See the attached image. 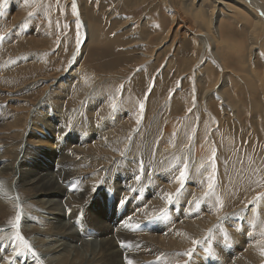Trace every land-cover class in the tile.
Segmentation results:
<instances>
[{"label":"rangeland","instance_id":"374dc122","mask_svg":"<svg viewBox=\"0 0 264 264\" xmlns=\"http://www.w3.org/2000/svg\"><path fill=\"white\" fill-rule=\"evenodd\" d=\"M229 1L232 0L223 1L219 7L217 3L211 5L210 0H3L0 109L6 119L2 117L0 122V150L5 152L2 163L12 171L21 165L26 151L33 157L38 150L41 155H62L70 149V134L89 137L93 140L89 145L98 142L94 145H102L99 149L103 150L93 159L86 158L90 168L82 175L100 170L94 173L98 178L92 181V191L103 182L110 184L116 175L132 176L134 185L130 190L134 198L123 206V223L138 219L140 207L149 206L153 213L144 224L148 221V229L152 222L153 227L148 232L137 227L133 235L145 233L141 237L149 234L148 237L168 241V248H158L154 256L150 251L145 253V264H264V236H259V253L254 258L244 255L246 246L241 249L230 236L246 234L234 231L231 224L242 219L240 210L249 212L257 197L264 201V0ZM85 34L89 37L86 42L91 41L81 49ZM100 40L107 42L100 44ZM71 61L75 63L69 67ZM76 68L81 70L69 90L68 79L65 83L60 78ZM116 136H120L118 144L109 147L108 141L112 143ZM199 151L200 158L195 156ZM185 163L187 183L177 197L179 184L174 177ZM213 172L214 189L205 196L209 191L207 177ZM9 174L12 177L13 171ZM10 176L4 177L12 181ZM136 176H140L139 181ZM107 188L111 189L103 187L98 193L101 201L104 194L110 193V198L118 202L113 188ZM170 193L173 205L167 202L166 194ZM13 196V205L19 204L24 210L21 213L25 225L22 229L13 227L17 208H3L0 230L19 232L37 252L33 256L21 244L19 252L25 264H47L30 241L37 234L31 229L42 225L28 217L30 213L45 212L35 207L32 197L23 199L21 191L15 190ZM141 198L146 203L139 206ZM115 200L106 203L107 210L85 204V213L76 221L79 225L82 218L87 225L101 221L114 228L108 217L116 207ZM136 203L139 205L134 214L127 205ZM262 213L253 211L251 222L254 220L258 228L262 225L259 231L264 235ZM64 217L70 219L67 213ZM77 222L71 219L69 225L83 234ZM179 230L189 238L185 234L178 236ZM173 236L181 241H175ZM86 237V243L96 242L95 237ZM6 238L0 237V245H8ZM192 239L199 243L193 244ZM189 251L190 257L184 255ZM85 253L89 256L90 250ZM7 260L8 264H21L15 257ZM0 264L7 262L0 260Z\"/></svg>","mask_w":264,"mask_h":264},{"label":"bare ground","instance_id":"6f19581e","mask_svg":"<svg viewBox=\"0 0 264 264\" xmlns=\"http://www.w3.org/2000/svg\"><path fill=\"white\" fill-rule=\"evenodd\" d=\"M210 1L212 2L211 5H213V3H217V5L219 4V7H221V5L223 4V1H226V0H215V1L210 0ZM235 1H238V0H232V1H229V2L234 4ZM200 3H201V0H200ZM236 4H238V3H236ZM201 5L202 4H200L199 6H201ZM239 6H243V5L239 4ZM216 10H217V8H216ZM218 10H220V8ZM88 38H89L88 35L85 34V40H83V42L80 45L81 49L82 48L84 49V47L90 43L91 40H88L86 42V40ZM5 42H8V41L6 40ZM92 42H93V40H92ZM106 42H107V40H100V44H104ZM71 58H72V56H71ZM73 63H75V62L71 61L69 63V67H71V65ZM72 69L70 71H68V74H66V75H64V76H62L60 78L65 83H66V80L68 79V81H67V84L69 85L68 89L71 87V83L75 81L74 77L79 76V73H80V71L78 72V69H80V68H76V71H74L73 73H72V71H73ZM1 79H2V77L0 78V80ZM64 82L61 83V85H63ZM2 87L5 89L6 86H2ZM59 87H60L59 90L63 91L62 86H59ZM69 90H67V91H69ZM5 92H7V91H5ZM58 95H60V94H58ZM75 95H76V93H75ZM70 96H72V94ZM213 96H215V95H213ZM217 96H219V98H220V95H218V93H217ZM210 98H211V96H210ZM9 101H10V99H9ZM18 104H19V102L17 103V105ZM223 111L226 112L227 109H226V111L225 110H223ZM3 113H4V111L2 109H0V122L3 121L2 117H5V116H3L4 115ZM226 113H228V112H226ZM5 119H6V117H5ZM128 121H130V120H128ZM46 123H48V122H46ZM33 125L35 126V128L39 129V127L36 126V122ZM60 126H62V124ZM44 129H45V126H44ZM40 130L42 131L41 128H40ZM31 132L33 133V131H31ZM17 135H19V134H17ZM33 137H35L34 133H33ZM35 138H37V137H35ZM118 138H120V136L112 137V140H111L112 143L110 141H108V145L110 144V145H113V146L115 145L116 146L118 144V142H119ZM46 140H47V142H50V141H48L47 138H46ZM92 141L93 140L90 139L89 137H83V136H77V135L74 136L73 134H70L69 135V143H70L69 147H70V149H67L62 155L61 154H56V156H55V154H51V156H49L47 154L41 155L42 154L41 150H38L35 153V157H33L32 154H29L26 151L27 153L26 152L23 153L24 157L20 161L21 165H19L18 168L14 167V169L12 167V169H13L12 170L13 171L12 177L10 176L11 174H9V173H12V171L9 170V165L2 163L1 155L3 153H5V152L3 150H2L3 152L0 150L1 151L0 152V213L3 212V210H2L3 208H8V209H11V208H15L16 209L17 208L16 204L13 205V202L15 200V197L13 196V193H14L15 190L17 192L19 191V193L21 191L23 199H25L26 196H28L27 199H31V197H32V201L35 203V207H38L39 210L41 209L45 213L40 214V215L39 214H32V213L29 214L28 217L33 220V223L42 225V228H39V226H35L34 228L31 227L32 228L31 230H36L37 234H35L36 236L33 237V239H30V241L32 243L36 244L37 248L39 249V253L42 254L41 256H43V259H45L47 261V264H126V259L125 258L132 260L133 264H145L146 261H147V257L145 256V253H149V251H150L149 254H152V253H154L155 250H158V248H162V249L164 247L168 248V245H169L168 241L166 239H162V238H158V239L157 238H153L154 236L153 237H148L149 234L146 237H141V236H145L146 235L145 233H144L145 235L141 234V236L139 234H137V236L139 235L138 237L133 235V234H136V232H137V226H139L140 229L142 228V229H145V230L149 226V223H147L148 221L144 224V221L146 220L145 218H147L151 213H153L150 210L151 208L149 209V206H147L148 209H144V208L140 207V209H141L140 211L141 212L138 214L136 212V209H137V207L139 205L138 203H136V205H133V204L132 205H127V208L130 206V212L133 211V213L135 212L134 214L137 213L138 219H132V220H129L127 223H123V218L126 215H122V211H123L122 209H123V206H124L125 203H121V201L122 200L126 201L129 198H131V199L134 198V195H133V193L130 190L132 184L134 185V182L132 181V176L127 175V174H124V175L122 174L121 176L123 178H120L119 175H116L115 176L116 179L111 181L110 184H106L105 182H103V184H101V185L99 184L100 185L99 187H97L95 189L93 187V191H92V189H91L92 186H93L92 181L98 176V175L96 176V174H94V173L97 172V171H100V170H95L92 173V175L89 174L90 176L82 175V174H84V170H86V169L89 170V168H90L89 165H86L87 161H88V160H86V158L89 159V160L93 159V158L97 157L98 155L102 154V151H103V150L101 151L99 149L102 145L100 147H98V145H94V144H98V142L89 145ZM38 142L42 143L43 140L42 141L39 140ZM104 142H106V141H104ZM36 143H37V141H36ZM82 145H85V147H81ZM110 145H109V147H110ZM5 149H6V147H5ZM111 149H112V147H111ZM6 151H7V149H6ZM196 151H198V150H196ZM200 153H201V151H199V154H196L195 156L200 158L201 157ZM7 156H10V154L7 155ZM42 157H46V159L42 160L41 159ZM12 158H13V156H12ZM13 159H15V158H13ZM28 162H29L30 165L27 164ZM91 164H95V163H91ZM105 165H107V164H105ZM192 165L196 166L197 163L193 162ZM25 166L26 167H28V166L32 167L33 166V167L25 169L24 168ZM4 176H10L11 178H13V180L12 181L10 180L11 181L10 182ZM99 181H101V180H99ZM152 181H154V180H152ZM158 181H160V179ZM95 186H97V185H95ZM109 186L111 187V189L113 188V193L119 197V199L116 198L118 200V202L115 200V198H110V196H111L110 193L108 195L109 198H108V196H106V194H104V199H102V201H101L102 197L99 198L98 193L100 192V190L103 187H109ZM107 189L111 190L110 188H107ZM109 190H108V192H109ZM104 191H107V190L104 189ZM171 191H174V190H171ZM121 192H123L122 195H121ZM149 192H150V190H149ZM149 192H147V193L150 194ZM167 192H169V191H167ZM262 196H264V195H262ZM155 198H157V197H155ZM112 200H115L117 202L114 205L116 207H113L112 214L108 217L109 219L112 220V222L114 224V228H112L113 230L108 228L107 226H104L101 221H99V223L96 224V225H91L90 223H88L91 226L85 224V221H84L83 218H82V221H81L82 224H80V225L76 221V219L80 218V215L82 216V214L84 212V205L85 204H86V206H90V208L91 207L94 208V204L97 207H103L104 206L106 208V210H107L106 203H108L110 201L112 202ZM140 201L141 202H140L139 206H141L144 203H146V202H144L142 200V198H141ZM164 201H167V200H164ZM254 201L251 204V206L253 208L249 212H247V213L245 212L244 213L243 211L240 210V212L238 214L242 217L241 220H236V219L234 220L233 219L234 221L231 222V224L233 225V230L234 231L246 233L245 235H236L235 233H233V235H232V233H231L230 236H233L236 239V241L239 242L238 247L240 246L241 249H244L245 246H246V250H245L246 252L245 253L243 252V253H244V255L246 254V256L249 255V257H253V255L257 256V253H259V250H258L257 247H259L258 244L261 243V242L259 243V240L261 239V238H259V236H261V237L264 236V235H261V233L259 231V229L262 228L261 227L262 225H259V228H258L257 227L258 225L256 226V223H255L254 220L253 221H254L255 224L252 223L253 221L251 222V218H252L251 214L253 213V211H256V209H258V210H261V211L264 212V201H260V200H258L256 198L254 199ZM27 202H29V201H27ZM160 203H162V202H160ZM163 204H164V202H163ZM254 204H256V205L253 206ZM171 205H173V203ZM21 211H24V210H22V207H21ZM137 211H139V210H137ZM39 212H41V211H39ZM14 213H15V211H14ZM66 213L70 216L69 217L70 219L66 218L68 220H66L65 217H64L66 215ZM15 214H17V213H15ZM262 214H264V213H262ZM90 215H93V214H90ZM97 215L100 217V219H102V217L98 213H97ZM153 215L154 214H152V217H153ZM208 215H210V214L208 213ZM94 216H95V218H97L96 215H94ZM106 216H107V213H106ZM23 217H24V215H23ZM233 218H234V216H233ZM71 219L75 223L77 222V229L82 231L81 233H83V234H80V232L78 233V231L75 228H73V225H71V224L69 225ZM90 220H91V218H90ZM151 221L152 220L150 219L149 222H151ZM182 222L183 221H181V223ZM190 222H193V221H190ZM156 223H157V221H155L154 225H156ZM160 223L162 225V222H160ZM151 224H152V227H153V223L152 222H151ZM163 224H164V222H163ZM197 224L198 223H196V226H197ZM24 225L25 224H24V221H23L22 215H21V219L19 221L18 229H22V227ZM26 226H28V225H26ZM152 227H149L147 229V232ZM8 228L9 227H7V229ZM87 228H88V230H87ZM28 229H30V228H28ZM194 229H197V227H195ZM194 229L190 228L189 231H191V230L193 231ZM145 230H143V231L145 232ZM153 230H154V228H153ZM197 230H199V229H197ZM138 232H139V230H138ZM178 232H179V234H177V235L180 236V237H183V235L185 234V231H184V233L182 232L183 234L182 233L180 234V230ZM15 234H16V231L13 230V229L10 230V231H7V232H5L4 230H0V237H6L7 236L6 241L9 242L8 245H6V244L0 245V251H1L0 260H4L8 264L7 258L9 257V259H13L15 257V259H18L16 261H19V263H21V264L22 263L25 264L26 262H25L24 258L22 257L21 252H19V249H23V247H21L20 241L16 239V235ZM12 235H15V236H12ZM185 235H187V234H185ZM86 236L95 237L96 238V242L91 243V244L90 243H86L85 239H84ZM175 236H176V234H175ZM187 237H188V235H187ZM11 238H15L16 241L15 240H14L15 242L12 241ZM172 238H174V240L177 239L178 241H181L180 240L181 238H179V237H174L173 236ZM234 238H233V240H234ZM185 239H187V238L185 237ZM185 239H183V240L186 241ZM189 240H187V241L189 242ZM92 241H93V239H92ZM192 241H193V239H192ZM262 241H263V239H262ZM93 244L96 245L94 248H92ZM182 244L184 245L183 242H181V245ZM241 245H243V246H241ZM39 246H41V247H39ZM141 248L145 249L144 252H142ZM89 250H90V254L88 256V253H85V251H89ZM160 252H162V251L160 250ZM209 252H210V250H209ZM163 253H164V251H163ZM154 254H157V252L154 253ZM154 254H152V255L154 256ZM86 256H88V257H86ZM207 256H208V254H207ZM221 256H222V254H221ZM156 257H157V255H156ZM259 257H256V258H259ZM152 259L155 260L154 257H152ZM152 259H150V260H152ZM194 260L195 259H193V261ZM159 261H161V260H159ZM239 261H241L240 258H239ZM249 261H248V263H250ZM151 262H153V261H151ZM196 262H197V259H196ZM207 263H209V262H207ZM241 263H243V262L241 261ZM157 264H158V262H157ZM237 264H240V263L238 262Z\"/></svg>","mask_w":264,"mask_h":264},{"label":"snow or ice","instance_id":"6c2138e0","mask_svg":"<svg viewBox=\"0 0 264 264\" xmlns=\"http://www.w3.org/2000/svg\"><path fill=\"white\" fill-rule=\"evenodd\" d=\"M3 6V0H0V7ZM73 14L76 15L77 14V7L75 5V3H73ZM31 15V14H30ZM78 27H79V22H78ZM4 40V36L0 35V41H3ZM78 44H79V38H78ZM113 109H115V105H112ZM141 109L143 108V105H140ZM139 123V121H138ZM213 159H214V154H213ZM187 177H188V172H187V164L185 163V166L184 168H182L180 171H179V174L175 177V180L176 182L179 184V187L177 188L176 190V193H175V196H179L180 193L182 192L184 186L186 185L187 183ZM135 179L137 181L140 180V176H136ZM207 180H208V189L209 191L205 193V196H208V195H211L212 194V190L214 189V180H215V173L213 172L212 174H210L208 177H207ZM133 191H135L133 189ZM167 197H168V203L171 204L173 203V199H174V196L173 194H166ZM257 199H259V197H257ZM126 201L125 200H122L121 203H125ZM219 202V201H218ZM21 210H20V205L17 204V216H16V223L13 225V227H18V224H19V221L21 219ZM156 219H160L161 217H155ZM139 227V226H137ZM16 239L20 241V243L22 244V246L27 249L29 252L32 253L33 256H36V252L31 248V246L24 240V238L20 235L19 232L16 233ZM193 243H199L198 241H193ZM191 252H187V253H184V255H187V256H191ZM262 255H264V251L261 252ZM126 259V264H133V261L130 260V259Z\"/></svg>","mask_w":264,"mask_h":264}]
</instances>
